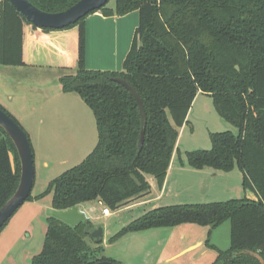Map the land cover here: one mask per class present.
I'll list each match as a JSON object with an SVG mask.
<instances>
[{"label":"trees","instance_id":"1","mask_svg":"<svg viewBox=\"0 0 264 264\" xmlns=\"http://www.w3.org/2000/svg\"><path fill=\"white\" fill-rule=\"evenodd\" d=\"M29 1L43 11L59 12L78 0ZM109 1L60 29L37 27L9 0L1 2L0 64H26L27 28L74 31L75 73L59 81L63 92L78 95L91 109L97 143L80 163L49 182L52 208L65 210L97 201L115 211L149 192L147 174L162 187L179 128L187 121L196 95L205 93L237 133H212L211 148L187 152V163L195 169L223 172L237 166L243 189L252 190L256 199L159 206L124 226L111 240L151 228L191 223L212 229L228 221L230 245L217 249L212 264H261L249 252L264 259V0H114V8L107 7ZM98 10L105 16L138 12L135 37L120 71L85 67L84 20ZM116 79L130 85L143 103L142 143L136 100ZM19 176L16 149L0 128V207L14 193ZM29 199L31 193L25 201ZM46 223L42 249L30 264L114 261L104 255L101 241L97 246L86 241L89 235L83 222L72 226L50 215ZM208 240L205 244L212 247Z\"/></svg>","mask_w":264,"mask_h":264},{"label":"crops","instance_id":"2","mask_svg":"<svg viewBox=\"0 0 264 264\" xmlns=\"http://www.w3.org/2000/svg\"><path fill=\"white\" fill-rule=\"evenodd\" d=\"M1 2L2 0L0 6ZM138 19L137 11L122 16L116 14L105 16L101 10L89 14L84 20L85 67L96 70H122L123 61L135 37ZM23 46L25 65L0 64L2 74L0 106L8 111L27 132L33 150V163L38 157L43 160L47 168V159L50 161V158L59 156L79 157L82 161L97 143L95 117L78 95L63 92L59 81L62 76L75 73L74 31L43 32L40 29L27 28ZM66 66L71 68H65ZM3 73H10V77L6 78ZM17 73H22L25 80H15L13 75ZM9 85H14L13 87L22 85L25 88L28 86L30 92L15 93L9 91ZM175 160L173 153L159 194L153 197L151 189L153 180L146 177L150 185L149 192L115 212L134 205L152 204L154 200L160 198L162 191L165 194L173 174L178 178L181 172H190L185 169L183 163L180 162L178 165ZM193 170L197 172L194 174L199 178L198 183L205 194L210 189L209 185L213 183V194L217 197H224L235 191L232 192L233 187L230 186L228 179L233 178L236 182V174L232 176L230 171L223 172L208 167L193 168ZM243 190L249 192L248 196L244 197L256 199L252 190ZM41 193V190L33 192L32 186L31 199L19 206L15 211L18 213L10 220L4 232L12 233L21 228L24 232L32 229L39 235L46 232L47 225H44V219L54 209L51 200L37 198ZM98 204L104 207L100 202ZM156 207L159 206H152V208ZM91 210L89 208L90 213ZM111 212L112 210H109V213L103 216H108ZM85 216L91 222L86 211ZM220 226H226L223 227L224 231L219 229L222 228ZM125 236L129 237L127 258L125 256L120 258L128 264H212L218 255L217 249L225 250L230 245V224L222 223L210 229L208 226L184 223L174 227L132 232ZM207 239L212 247L205 244ZM30 257L28 255L25 258V264H28ZM0 264L4 263L0 261Z\"/></svg>","mask_w":264,"mask_h":264},{"label":"rangeland","instance_id":"3","mask_svg":"<svg viewBox=\"0 0 264 264\" xmlns=\"http://www.w3.org/2000/svg\"><path fill=\"white\" fill-rule=\"evenodd\" d=\"M107 7H114V0H110L107 4ZM3 76L8 78L10 77V73H3ZM0 77H2L1 73ZM13 78L18 81L25 80L22 73L13 75ZM13 86L9 85V91L25 94L30 92V88L28 86L26 88L22 85H15V87ZM186 120L187 121L182 125L183 127L181 126L182 129H180L181 127L179 128V135L173 153L176 163L178 165L180 162L183 163L185 165V169L190 172H181L178 178H175L173 174L170 178L171 181L169 182L167 191L165 194L164 191H162L160 198L154 200L152 204L125 207L118 212L114 211V213H112V211L108 216H103L101 213L102 206L99 205L97 201L83 203L78 206V209L81 212L83 211L84 214L85 211L87 212V215L89 218H91L93 225L104 228L102 240L99 245L103 248L104 255L107 258L121 262L123 264H128L120 257L124 258L125 256V258H127L126 251L129 247V237L125 236L126 234L122 235L116 240H111V237L120 231L124 226L131 223L133 220L137 219L143 213L151 209L152 206H168L184 203H208L213 201H226L231 197L242 198L244 196H248L249 192L247 190H243L242 188L241 171L237 166L230 170V175H237L236 182L233 180V178L228 179L230 186L233 187L232 192L234 190L235 191L230 195L217 197L213 194L214 183L209 185L210 189L206 194L203 192L202 187H200L198 183L199 178L194 174L197 172L193 170V168H191L187 163V152L199 149L208 150L211 148L212 133H219L228 130L232 131L233 133H237V128L220 116L215 107L212 96L205 93L197 94L192 102V106ZM66 158H68L67 161L61 162V160ZM66 158L59 156L50 158V161L47 159V168L45 167L43 160L39 159L38 157L35 158L33 192L41 190L42 199H48L52 201V190L48 188L50 180L81 162L79 157ZM146 177L153 180V188L151 189L152 195L154 197L160 193L161 187H159L156 179L153 176L147 174ZM89 208L92 209L91 213ZM16 213L9 218L6 225L0 230V261H2L4 264H25V258L30 255L31 257L28 260V264H30L31 258L38 254L42 249L45 233L39 235L38 232H35L32 229H27L24 232L23 228L20 230H14L12 233H6L7 231L4 232V229L7 227L10 220L15 217ZM224 223L229 225L228 221ZM44 225H47L46 218L44 219ZM220 227L222 228L219 229L224 231L223 227L226 226ZM85 239L92 246H97V244L92 241L89 236H86Z\"/></svg>","mask_w":264,"mask_h":264},{"label":"water","instance_id":"4","mask_svg":"<svg viewBox=\"0 0 264 264\" xmlns=\"http://www.w3.org/2000/svg\"><path fill=\"white\" fill-rule=\"evenodd\" d=\"M107 0H78L70 7L59 12H46L34 6L29 0H9L12 6L22 14L33 25L40 28L60 29L75 23L77 20L88 14L89 12L102 7ZM116 82L123 85L130 91L136 100L140 120L141 132L140 143H142L144 129L146 124V113L143 103L135 90L125 81L116 79ZM0 128L6 133L13 143L20 164V176L14 193L0 207V228L15 213L19 206L27 199L31 193L34 181V163L33 153L26 135L25 130L20 124L15 122L4 110L0 108ZM52 216L62 220L69 225H77L84 223V232L95 242L99 243L103 236V227L89 223L85 214L81 212L77 206L65 210H52ZM258 258L261 264L264 259L256 253H251ZM93 264H123L117 261L103 260Z\"/></svg>","mask_w":264,"mask_h":264},{"label":"built area","instance_id":"5","mask_svg":"<svg viewBox=\"0 0 264 264\" xmlns=\"http://www.w3.org/2000/svg\"><path fill=\"white\" fill-rule=\"evenodd\" d=\"M109 213V209L107 207L102 208V214L107 215Z\"/></svg>","mask_w":264,"mask_h":264}]
</instances>
